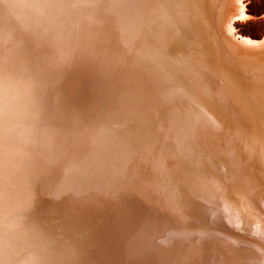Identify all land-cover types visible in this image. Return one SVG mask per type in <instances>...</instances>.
I'll list each match as a JSON object with an SVG mask.
<instances>
[{
	"label": "bare ground",
	"instance_id": "1",
	"mask_svg": "<svg viewBox=\"0 0 264 264\" xmlns=\"http://www.w3.org/2000/svg\"><path fill=\"white\" fill-rule=\"evenodd\" d=\"M246 2L0 0L16 264H264V37L228 32Z\"/></svg>",
	"mask_w": 264,
	"mask_h": 264
},
{
	"label": "rangeland",
	"instance_id": "2",
	"mask_svg": "<svg viewBox=\"0 0 264 264\" xmlns=\"http://www.w3.org/2000/svg\"><path fill=\"white\" fill-rule=\"evenodd\" d=\"M225 1V0H224ZM246 2V0H243ZM248 4L245 5V10L242 14H237L232 19H236L237 25L232 24V29L229 34L231 35L232 39H240V38H249L250 40H260L262 37H264V0H247ZM239 15V16H238ZM238 16V17H237ZM244 16V17H243ZM246 16V17H245ZM233 36V37H232ZM237 37V38H236ZM191 70H193L192 67ZM184 77V75H182ZM108 118V117H107ZM106 119V118H105ZM249 181V180H247ZM121 197H114V201H106V204L104 206V212L109 214L113 212H117L121 214L122 216L135 220L133 213L131 214L130 210H133L131 208V204H133L134 208H136V211L140 213L141 218L143 221L147 222L152 231H154V221L153 218H150V215L147 213V201H126L127 199L124 198L123 201H118ZM173 201V200H169ZM2 202V201H1ZM1 206H5L4 204H1ZM173 207V206H172ZM0 208V226L7 227L6 224H8V213H1ZM183 209V205L179 206L178 208ZM154 212V211H153ZM150 219V220H149ZM57 222L60 224L61 220L58 219ZM141 231L143 234L147 233L146 229L144 227H141ZM84 231L77 234V229L73 230L71 232V236L78 238L83 236ZM61 235V233H60ZM62 236V235H61ZM64 242L66 241L63 236L62 239ZM255 240V239H254ZM11 243L8 234L6 233V236L4 239L0 241V263L2 264H16L17 260L19 258L27 257L30 262L31 258L29 252L31 250V247L27 245L26 250H20L19 255L15 256V250L8 248L7 246ZM35 249L38 248V241L34 243Z\"/></svg>",
	"mask_w": 264,
	"mask_h": 264
}]
</instances>
